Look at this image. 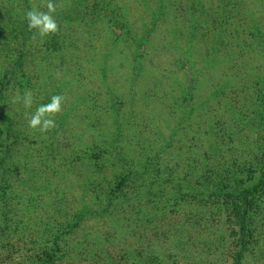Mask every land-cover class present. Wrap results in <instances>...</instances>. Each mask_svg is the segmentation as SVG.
<instances>
[{"label": "rangeland", "instance_id": "374dc122", "mask_svg": "<svg viewBox=\"0 0 264 264\" xmlns=\"http://www.w3.org/2000/svg\"><path fill=\"white\" fill-rule=\"evenodd\" d=\"M72 1L52 0L57 33L23 40L24 5L0 0V75L17 74L6 104L22 127L0 166V264H231L238 226L215 181L264 175V0H79L71 21ZM21 42L25 61L8 66ZM56 94V127L31 129ZM252 199L241 264H264V188Z\"/></svg>", "mask_w": 264, "mask_h": 264}, {"label": "trees", "instance_id": "16d2710c", "mask_svg": "<svg viewBox=\"0 0 264 264\" xmlns=\"http://www.w3.org/2000/svg\"><path fill=\"white\" fill-rule=\"evenodd\" d=\"M74 1V0H73ZM72 1V6L67 5L66 10L62 12L61 16H63L67 20H74L79 18L81 15H79L78 10H76L75 7H78L80 5L79 0ZM21 4L24 5V7L19 12L20 17V37L25 40L29 39L35 32L36 29H28L27 21L25 19V13L30 10L27 5V0H20ZM155 20V19H154ZM146 37H142L141 41H144ZM135 42H138L137 40H134ZM139 43V42H138ZM23 49H25V46H23V43L21 42L20 45L17 47V54L14 58H12V63L10 64L15 65L16 67L20 66L23 62L24 56H23ZM1 63V61H0ZM138 66V64H136ZM186 76V75H185ZM23 78V77H22ZM20 78V79H22ZM17 79V74H13L11 72H8L7 70L2 72L0 75V151H1V161L0 166L4 173L8 171L10 168V165H8V162L5 160H10L9 152L11 149H13L19 142L21 137V129L22 127L15 125V118L13 117L11 111L8 109V106L6 104V101L8 99L9 89H10V83L14 84L16 83L15 80ZM197 77L192 76L189 79H186V91L184 90V101L186 104H188V100L191 99V97L194 94L195 90V83H196ZM188 108V107H185ZM191 111V107H190ZM117 117V116H116ZM114 124L117 123V119L113 122ZM119 126L116 124V132L114 135L119 136ZM119 159H123L121 156H119ZM253 168V167H251ZM249 168V169H251ZM120 175L117 184L115 186H112L110 189L107 190L105 199H106V207H108L110 204L114 203L118 199V193H121L124 189V186L127 185V180L129 179V175ZM219 176L217 177V180L215 181L216 184V191H218L221 195V198L223 197V210H231L233 213V216L235 217V224L238 226V235L235 242L236 250H234L232 263L231 264H241L242 263V254L245 250L246 245H248V242H250L251 238V230L250 225L253 221V218L255 217V214L253 212V204L254 200L252 199V194H255L258 192L259 189L264 188V175L261 174L253 180L252 183L248 184L247 186H241L240 182L235 179V177H232L227 175L219 173ZM209 176V175H208ZM207 176V177H208ZM10 180L7 178V176H2L0 178V200L2 202V208H3V214L4 219L1 220V223L4 224L7 221V218L5 217V203L6 201V194L7 189L9 188ZM218 186V188H217ZM141 187H139L140 190ZM138 193V192H137ZM121 196H119L120 198ZM103 211V210H102ZM232 215V214H231ZM53 245L56 246V250L60 248V245L57 242H53ZM46 255L42 260L41 264H55L54 260V252L50 253H44ZM106 264H121L120 262H113L111 260L106 261Z\"/></svg>", "mask_w": 264, "mask_h": 264}, {"label": "clouds", "instance_id": "9594fccd", "mask_svg": "<svg viewBox=\"0 0 264 264\" xmlns=\"http://www.w3.org/2000/svg\"><path fill=\"white\" fill-rule=\"evenodd\" d=\"M46 8L47 11H40L33 7L25 13L28 29L38 30L41 37L59 31L57 21L53 15L56 12V5L52 0H47ZM20 100L21 96L17 94L13 102H19ZM64 100L65 97L62 94L52 95L49 103L40 104L37 106L35 112L29 115L28 126L42 133L55 128L56 122L54 117L62 111ZM23 105L25 108L32 107V93L30 90L23 94Z\"/></svg>", "mask_w": 264, "mask_h": 264}]
</instances>
